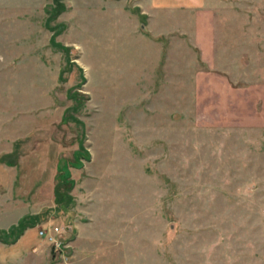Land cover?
<instances>
[{"label": "rangeland", "instance_id": "374dc122", "mask_svg": "<svg viewBox=\"0 0 264 264\" xmlns=\"http://www.w3.org/2000/svg\"><path fill=\"white\" fill-rule=\"evenodd\" d=\"M62 2L0 0V229L39 216L0 264H264V0L161 37L134 0Z\"/></svg>", "mask_w": 264, "mask_h": 264}, {"label": "crops", "instance_id": "0c3cea01", "mask_svg": "<svg viewBox=\"0 0 264 264\" xmlns=\"http://www.w3.org/2000/svg\"><path fill=\"white\" fill-rule=\"evenodd\" d=\"M136 8L149 19L150 24L145 31L153 37H161L169 32V12L181 8L195 10L209 5H216L224 0H134ZM145 35V34H142Z\"/></svg>", "mask_w": 264, "mask_h": 264}, {"label": "trees", "instance_id": "16d2710c", "mask_svg": "<svg viewBox=\"0 0 264 264\" xmlns=\"http://www.w3.org/2000/svg\"><path fill=\"white\" fill-rule=\"evenodd\" d=\"M55 3V7L52 9L50 14V20L57 18V16L66 9L62 0H55ZM53 44L60 46V44L55 42ZM57 201L60 204L58 199ZM38 217V215L23 216L16 224L10 225L9 228L0 229V241L8 244L16 243L28 227H33L35 225Z\"/></svg>", "mask_w": 264, "mask_h": 264}, {"label": "built area", "instance_id": "2783aa9c", "mask_svg": "<svg viewBox=\"0 0 264 264\" xmlns=\"http://www.w3.org/2000/svg\"><path fill=\"white\" fill-rule=\"evenodd\" d=\"M61 230L58 225L53 226L49 230L47 228L39 230L40 236L50 242L54 250L60 253L63 251L65 245L64 240L60 237Z\"/></svg>", "mask_w": 264, "mask_h": 264}]
</instances>
